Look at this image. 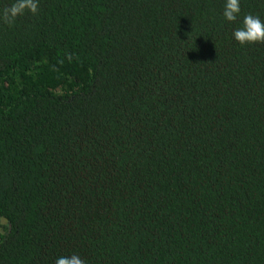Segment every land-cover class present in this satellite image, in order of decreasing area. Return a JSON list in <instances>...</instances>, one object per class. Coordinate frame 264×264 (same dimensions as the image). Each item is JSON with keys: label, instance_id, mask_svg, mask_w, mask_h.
<instances>
[{"label": "trees", "instance_id": "16d2710c", "mask_svg": "<svg viewBox=\"0 0 264 264\" xmlns=\"http://www.w3.org/2000/svg\"><path fill=\"white\" fill-rule=\"evenodd\" d=\"M12 3L0 264H264V44L224 0Z\"/></svg>", "mask_w": 264, "mask_h": 264}, {"label": "clouds", "instance_id": "9594fccd", "mask_svg": "<svg viewBox=\"0 0 264 264\" xmlns=\"http://www.w3.org/2000/svg\"><path fill=\"white\" fill-rule=\"evenodd\" d=\"M38 8L39 0H14L9 8L4 9L3 19L11 24L26 13L36 15ZM222 16L229 23L239 21V26L232 32V38L241 47L264 44V20L251 13L241 19L240 0H224ZM55 264H86V261L78 254L72 253L70 256L58 257Z\"/></svg>", "mask_w": 264, "mask_h": 264}]
</instances>
